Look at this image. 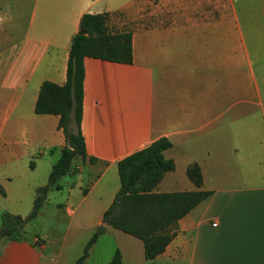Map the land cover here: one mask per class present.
Returning a JSON list of instances; mask_svg holds the SVG:
<instances>
[{
  "label": "crops",
  "instance_id": "1",
  "mask_svg": "<svg viewBox=\"0 0 264 264\" xmlns=\"http://www.w3.org/2000/svg\"><path fill=\"white\" fill-rule=\"evenodd\" d=\"M86 13L132 32L133 61L84 58L87 159L73 161V188L55 203L67 230L6 242L0 264H74L120 187L118 162L159 138L175 168L154 192L196 191L186 170L197 164L212 194L154 264H264V0H0V216L28 215L60 158L58 117L34 109L43 82H66ZM100 242L110 245L102 254ZM116 250L123 264H149L140 240L111 227L86 264H108Z\"/></svg>",
  "mask_w": 264,
  "mask_h": 264
},
{
  "label": "trees",
  "instance_id": "2",
  "mask_svg": "<svg viewBox=\"0 0 264 264\" xmlns=\"http://www.w3.org/2000/svg\"><path fill=\"white\" fill-rule=\"evenodd\" d=\"M157 2L159 0H149ZM110 14L86 13L80 21V31L72 38L66 69V82L59 86L43 82L40 86L34 112L37 115L57 116L58 129L64 136V145L58 161L52 166L47 185L36 189L31 212L25 216L2 213L0 217V250L9 241L22 240L27 224L35 219L45 204L51 189L59 190V180L75 174L72 163L75 159H87L86 146L81 130L83 112L84 58L131 64L132 32L111 31ZM172 144L159 138L148 147L122 159L117 164L120 187L111 205L105 210L102 222L85 245L82 255L74 264H86L93 245L106 233L107 227L121 231L140 240L144 258L149 264L163 254L176 235L177 224L197 205L212 193L200 190L202 174L197 164L190 165L186 176L197 188L192 192L155 193L154 188L166 173L175 168L174 162L166 160L163 152ZM91 164L96 159H89ZM33 168V163H30ZM0 194L5 196L0 186ZM108 264H123L119 250Z\"/></svg>",
  "mask_w": 264,
  "mask_h": 264
},
{
  "label": "rangeland",
  "instance_id": "3",
  "mask_svg": "<svg viewBox=\"0 0 264 264\" xmlns=\"http://www.w3.org/2000/svg\"><path fill=\"white\" fill-rule=\"evenodd\" d=\"M17 17L22 21L24 19L23 12L20 13L18 16H16V18ZM109 26L112 30L116 28V25L114 24V20L110 21ZM121 31H125V30H121ZM64 181H68V183L67 182L65 183ZM73 184L74 182H72V179L69 176L67 177L65 176L63 178V182H62L63 192L61 193L54 192L55 198H51L49 201L46 202V204L43 207L44 210H41L42 214L27 224L24 232L22 233L23 239L30 240L34 236H38V237H42L45 240L48 238L60 240L64 236L67 230L68 221L65 220L64 213L62 212L60 213L59 210L57 211L55 207V203L61 201L63 202L67 199L69 189L73 188ZM72 197L74 199L78 198L79 192H77V190L76 191L73 190ZM56 214H60L62 218L57 217ZM0 227H1V223H0ZM98 247H99L98 249H100L98 250V252L102 254L108 250L110 245H108L106 242H100ZM92 261L91 264H93Z\"/></svg>",
  "mask_w": 264,
  "mask_h": 264
},
{
  "label": "water",
  "instance_id": "4",
  "mask_svg": "<svg viewBox=\"0 0 264 264\" xmlns=\"http://www.w3.org/2000/svg\"><path fill=\"white\" fill-rule=\"evenodd\" d=\"M79 33H80V34H83V33H84V31H80Z\"/></svg>",
  "mask_w": 264,
  "mask_h": 264
}]
</instances>
